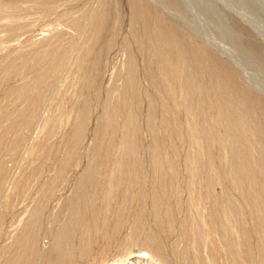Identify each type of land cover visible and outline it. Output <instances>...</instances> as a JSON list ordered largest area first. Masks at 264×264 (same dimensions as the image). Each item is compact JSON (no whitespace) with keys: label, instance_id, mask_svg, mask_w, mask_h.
<instances>
[{"label":"rangeland","instance_id":"obj_1","mask_svg":"<svg viewBox=\"0 0 264 264\" xmlns=\"http://www.w3.org/2000/svg\"><path fill=\"white\" fill-rule=\"evenodd\" d=\"M188 1L198 14L196 0ZM181 12L172 0H0V264L24 263L21 234L32 232L33 213L39 251L65 228L74 252L68 260L78 264H130L142 243L132 238L138 222L155 235L167 264H264V112L247 118L260 128L258 142L242 126L231 130L254 172L236 180L209 72L188 54L200 91L188 95L180 74L167 79L149 48L152 17L176 27ZM253 18L264 34V18ZM202 24L210 43L226 50L212 51L264 100L261 55L247 54L252 43L264 48L262 37L249 24ZM229 89L223 101L243 115L245 104ZM252 187L260 203L251 200ZM226 193L241 215L235 220L221 204ZM153 258L146 264L160 263Z\"/></svg>","mask_w":264,"mask_h":264},{"label":"bare ground","instance_id":"obj_2","mask_svg":"<svg viewBox=\"0 0 264 264\" xmlns=\"http://www.w3.org/2000/svg\"><path fill=\"white\" fill-rule=\"evenodd\" d=\"M172 1L182 11L181 12L182 14L180 15V17H179V19L177 21V26L178 27L177 26L175 27L174 24H169V23H166L164 26H161L159 24L158 20L156 18H153L152 17L151 27L149 28V32H150V41L148 43L149 44V48H150V50L153 53H158V57H159L158 59L161 58L163 60L162 61L163 62V69L162 70H164V72L166 74L164 76H167V79H168V77L170 79V77L172 76L173 73H176L177 72L178 75L180 74L179 75V78H180L179 84H180L181 88L183 89V92L184 91H187L188 92V95H191L193 93L195 94V92L196 93H200V91H199V89H198L195 81L193 80V77L189 75V67L190 66L189 65L187 66V64H188V60H187L188 59V54H191V55L194 56L195 64H196L195 66H198L200 68H203L207 72H209V74H210L209 79L211 81V85L213 86V88L215 90L214 92L215 93L216 92L219 93V97H220L216 101V105L215 106L217 107V109H218V111H219L220 116L222 117V119H225L228 122L229 131L224 134V142H225L224 144H226V148H228L229 151L231 152V154H233V156H234V158L232 159V162H229V164L231 163L230 168L232 169L233 172L232 171H229V172L235 173L236 175L239 176V177H237V179L234 176L236 180L241 179V178L251 179L252 174L254 172H252L253 170L250 168V165H249V163L247 161V157H246L247 156V149L244 146L245 144L244 143H241V142L239 143V141H238L239 138H237L236 136H234V134L231 132V130L235 131V130L238 129L239 126H242L243 129H246L245 130V133H244V135H245L244 137L246 138L247 136H249L250 141H252V142H258V138H259L258 137V134L260 132V128L258 126L257 127L256 126L250 127V123L248 121L249 119H247V118L249 117V115H253V113H255L256 111L257 112L258 111L259 112L260 111H263L264 112V100L260 98L261 96H258V94L255 92V90H250L251 88L249 89L250 85L248 87L245 84V82H243L241 79H240L241 81L238 80V78H237V72H238V70L236 72L235 71V68L232 69L225 62V60L223 58L222 59L224 61L221 58H219L218 55H216V53H214L212 51V48L214 47L213 49H215L216 51H223L224 53L226 52V50L223 47H221L220 45L218 46V44H216V43H213L214 45L211 44L210 43V40L211 39H208V37H207L208 36V32H206L207 30H204V29H201V28H202V25H203L202 23L205 22V24H207L208 22H211L213 18H216V20H218L219 25H223V26H225L228 29L231 28V26L233 25V24H231L232 22H236V23L240 24L243 28L244 27H247L248 28L249 27L248 24H249L251 26L250 28L252 29L251 31L254 32L255 34L257 33V35L259 34L260 35V38L262 37L263 40L262 39L261 40L263 41L262 43L264 45V34L262 33L263 34L262 35L260 33V31H262L261 30L262 28H261V26H259L258 24L255 23V20L253 18V15L258 16V18L259 17L264 18V0H205V1H201V2H198L196 0V7L199 10V13L198 14H196V13L192 14V13H190L191 12L190 10H193V8H192V2H190L188 0H172ZM193 7L195 9V4L193 5ZM177 14H175L174 16L176 17ZM255 19H256V17H255ZM173 20H174V18H173ZM201 20H202V23H201ZM174 21H176V19ZM257 21H259V20H257ZM219 27H222V26H219ZM207 29H208V27H207ZM238 29L239 28H237V30ZM216 33H217V31H216ZM219 33H221V32H219ZM218 35H217V37H218ZM233 35H234V37L236 39H238L240 37L239 34H238V32L237 33L235 32ZM210 36H212V35H209V37ZM198 37H199V39H197ZM198 40H199V42L204 43V45L202 44L201 46H196V48H194L195 47L194 46V42L195 41H198ZM220 40H222V38H220ZM154 41H156V43H153ZM239 42H240V40H239ZM232 44L234 45V42H232ZM172 45L174 46V49H173V46ZM216 46L219 47V48H217ZM248 50L249 51H247V54H251V55L253 54V52L255 53V55H256V52H259L260 55H261V58H262V61H260V63H262L264 65V48L263 47L257 46L255 43H252V45H250V47L248 48ZM146 52H147V50H146ZM219 55H221V53H219ZM231 56H234V55H231ZM245 56H246V54H245ZM227 57L229 58V56H227ZM249 57L247 56L248 62L250 60ZM238 61H239V59H238ZM164 62H166L165 65H164ZM126 65H127V63H126ZM129 65H130V63H129ZM245 65H247V64H245ZM257 66H258V64H257ZM234 67H236V66H234ZM243 68H245V67H243ZM130 69H131V65H130ZM250 72H252V71H250ZM157 73H158V71H157ZM258 73H260V72H258ZM44 75L45 74L43 72H40V74L38 75V77L39 78H42ZM242 75H243V73H242ZM157 76L159 77V75H157ZM243 76H246V75H243ZM248 76L250 78V74ZM155 77H156V75H155ZM243 79H244V77H243ZM161 83H163V82H161ZM227 84H230V87H228ZM28 85H26V88L29 87ZM164 85H165V83H164ZM162 86H163V84H162ZM224 86L227 87V88H230L228 92H230V91L231 92H237V95L239 96V104L240 103L241 104H245V109L244 110H245V113L246 114L244 113L242 115L240 111L238 112V108L239 107L236 108L234 106V108H232L233 106H230V105L228 106L227 102L223 101V99L225 98V97L223 98V96H224L223 95ZM164 88H165V86H164ZM205 89H204V91H205ZM164 90L166 91L167 89H164ZM179 90H181V89H179ZM211 90H213V89H211ZM263 94H264V92H263ZM179 95H180V93H179ZM204 95H207V92ZM182 96H183V94L181 95V98H182ZM193 99L196 102L195 98H193ZM182 100H183V98H182ZM202 102H204V101H202ZM199 108H201L200 105H199ZM213 112H215V111H213ZM202 114H203V111L201 112V116H200L201 118H200V120H198L199 121V123H198V126L199 127L198 128L201 131L203 137L206 138L207 130L205 128V118H204L205 116H202ZM127 119H129V120L131 119V116L129 114H128V118ZM193 119H194V117H193ZM250 121H252V120H250ZM263 126H264V120H263ZM220 131H222V130H220ZM223 133H224V131H223ZM248 133H250V135H248ZM17 140H14L13 141V144H12L13 146H16L17 145V143H18ZM219 151H221V150H219ZM214 155H215V153H214ZM261 164H262V162H261ZM257 167L260 168L261 165L260 166L258 165ZM256 183H257V180H256ZM258 186H259V184H258ZM248 193H249V196H250V198H251L252 201H254L256 203L259 202V194H258L259 192H257V190L255 188L252 187V189ZM249 196H247V197H249ZM152 197H153L152 198L153 199V206L154 207H157V205L159 204L158 199L155 197V195L152 196ZM221 204L225 208V212L228 215V219L229 220H235L236 217L239 215V210H238L237 206L234 204L233 199L227 193L224 194L223 197L221 196ZM218 206H220V204ZM211 208H210V210H211ZM221 208H223V207H221ZM221 208H219V209H221ZM260 208L261 207H259V209ZM40 211L42 212V210H40ZM213 212H215L214 209H213ZM38 216L39 215L37 213H35V214L33 213L27 219V221L30 223L32 232H30V230L28 229L23 234H21V237H22V235H25L24 236L25 237V244H24V248L22 250V257H21V258L24 259V263L23 264H35V259H37L38 254H40V256H41L40 257L41 264H78L77 260H73V259L68 260L69 255L71 253H74V252H72L73 249H72V247L70 245V242H69L70 235L66 231L65 228H61L54 235L53 240H51L52 241V244H49L48 247H46L41 252L39 251L38 245H37V233H36V225H37V222L39 220L38 219ZM239 216L241 217V215H239ZM214 217L217 220V217L216 216H214ZM210 219H212V218H210ZM214 219H213V221H215ZM138 224H139L140 228L142 226L141 231L138 232L139 235L138 234L136 236L135 235H132V238L139 237V238L142 239V240L140 239L142 243L140 244L139 247L132 248L131 249L130 252L133 253L132 254V258H134V259L132 260V262L130 264H146L147 259H149V258L152 259L153 257H154L153 259L155 261L158 260L160 262V263H155V264H163V263L164 264H167L168 262L166 261V257L162 254V252H161V245L155 239V237H154L155 235L151 232V230H149V229L147 230L146 227H144V224L142 225L141 222H138ZM140 228H139V230H140ZM241 232L243 233L242 230H241ZM243 236H245V235L243 234ZM129 237H131V236H129ZM192 242H193V240H192ZM41 249H43V248H40V250ZM73 257L74 256L72 255L71 258H73ZM39 264H40V261H39Z\"/></svg>","mask_w":264,"mask_h":264}]
</instances>
